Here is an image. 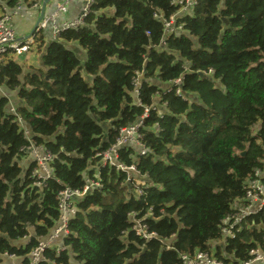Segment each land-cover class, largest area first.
Segmentation results:
<instances>
[{"label": "trees", "instance_id": "16d2710c", "mask_svg": "<svg viewBox=\"0 0 264 264\" xmlns=\"http://www.w3.org/2000/svg\"><path fill=\"white\" fill-rule=\"evenodd\" d=\"M177 10L173 0H94L78 27L61 29L49 42L41 29L33 32L46 48L42 67L23 75L20 62L4 56L0 84L18 90L24 104L8 112V98H0V264H13L5 254L29 264L60 218L59 193L83 190L87 177L101 185L75 200L64 248H46L38 264H183L182 254L212 251L222 241L224 219L255 169H264V0H197L178 18L185 31L165 35L155 14L168 19ZM74 42L85 57L68 44ZM148 107L147 153L119 149V162L146 176L140 195L127 185L135 172L107 163L95 176L94 167L97 153ZM18 116L53 154V174L43 185L31 177L34 164L24 171L20 164L29 142ZM132 212L156 236L136 235ZM259 213L216 246L218 258L241 263L264 248Z\"/></svg>", "mask_w": 264, "mask_h": 264}, {"label": "built area", "instance_id": "2783aa9c", "mask_svg": "<svg viewBox=\"0 0 264 264\" xmlns=\"http://www.w3.org/2000/svg\"><path fill=\"white\" fill-rule=\"evenodd\" d=\"M70 1L74 0H61V2L58 4L56 12L51 15V17L49 16L50 18L45 16L38 30L45 28L49 19L54 20L55 15H58L62 11L66 10V5ZM76 1H80L83 4L81 15L75 20L65 22L64 26L60 29L55 28L54 39L57 37L61 29L72 27L76 28L79 25L83 24L85 17L91 10L94 0ZM173 3L178 5V10L173 15H171L170 18L167 19L161 14H155V17L163 20L165 33L167 32L170 34L184 30L182 22L178 21V18L181 16L179 14H184L192 10V8L196 5L197 0H173ZM18 9H20L19 6ZM33 44H35V39L33 36H29L28 38H21L17 35L16 28L12 22V15L10 14V11H4L0 15V64L4 60V56L7 53H12L15 56L25 54L30 50ZM158 47L159 46H155V48ZM138 75L135 79V91L137 95H139L140 88V85H138ZM180 82L181 78H178L174 81V83L176 84H179ZM177 92L181 93L179 88H177ZM149 110V107L146 108L144 115L138 121L130 124L129 126L120 128L115 143L112 144L111 147L106 151L97 153V156L101 157L100 162L102 165L108 163L116 165L121 169L136 171L134 165L126 166L119 162V149L130 145H136L140 148L141 155L147 153L148 148L143 141L142 128H144V119L148 115ZM19 121L22 122V119L19 118ZM155 128L156 130H158V123L155 124ZM27 140L29 144L22 149L27 153H32L36 159V167L33 168L31 177L34 179L36 184L43 185L48 179L52 177L53 174L51 168L53 154L45 145L36 144L34 140L29 137V135L27 136ZM261 170L262 168L255 169L253 175L247 180L245 186V195L243 198H241L242 200L238 202L239 205L237 206V209L233 208L234 212L224 219L222 225V239L224 241H226L230 237L234 238L236 236V234L241 230L242 222L245 218L264 211V182L262 180ZM100 185L101 183L98 178H88L86 179V184L83 190H72L70 188H65L59 193L58 204L60 210V218L56 226L54 227V233L46 239H40L38 245L34 247L30 252L29 264H38L40 261H42L45 258L44 252L46 248L52 246L53 240L61 235L64 237L68 233L69 221L77 211L75 200H77L78 197H83L95 186ZM142 185H144V183H137L136 185V191L140 195L143 194V189L141 187ZM130 220L132 222L131 229L142 239L150 240L151 238L156 236V233L154 231H150L147 223L144 221V216H140L139 212L130 213ZM63 248V246L60 247V249ZM5 256L11 258L17 257L15 255L7 254H5ZM181 258L183 264H228L218 258L215 253L209 250H198L192 255L182 254ZM15 264H23V262ZM229 264H264V248L258 247L252 249L250 251L249 259L244 262Z\"/></svg>", "mask_w": 264, "mask_h": 264}, {"label": "crops", "instance_id": "0c3cea01", "mask_svg": "<svg viewBox=\"0 0 264 264\" xmlns=\"http://www.w3.org/2000/svg\"><path fill=\"white\" fill-rule=\"evenodd\" d=\"M32 1L33 0H21L14 7H10L7 2H4L2 5H0V15L4 11L6 12L10 11V14L12 15V22L16 28L17 35L21 38H28L29 36H32L30 34L34 28V25L36 23L38 16L40 15V7H41L42 0H39L38 2H35L34 4L30 5ZM60 2L61 0H51L47 4L45 16L50 18L51 15H53L56 12L58 4ZM82 5H83L82 2L80 1H76V0L70 1L66 5V10L62 11L58 15H55L54 20L49 19L47 26L40 30L41 31L40 34L41 33L43 34V37H44L43 39L45 40V42H49L54 39L55 28L60 29L61 27L64 26L65 22L77 19L81 15ZM18 6L20 7V9H18ZM184 14L180 13L179 15L182 16ZM182 31H185V29ZM164 33H165V30H164ZM167 34H170V33L166 32L165 35ZM165 43H166L165 40H163L162 44L164 45ZM68 44L72 47H75V49H77L79 53H82L84 56L86 55V51L82 49L80 46H78L76 42L68 43ZM45 49H46L45 46H42L39 48V46L35 42V44H33L30 50L26 52L25 54H20V55L15 56L14 54L11 53V55L13 56L15 60L20 62L22 69H23V75H24L25 73L32 71L34 68L42 67L43 65L42 55H43V52H45ZM143 78H145V74L144 72H140L138 75V85H141ZM132 96L135 101L139 99V95H137L135 90L132 93ZM1 97L8 98V105H7L8 112L16 113L17 108L24 104V101L18 96V90L16 89L12 90L4 84H0V98ZM155 103L159 106V103H160L159 96H156ZM161 108H164V107L161 106ZM19 118L22 119L21 116H18V121H19ZM20 124H21L22 130L24 131L25 138L27 139V136L29 135V137L31 136V138L33 139V133L30 129V126L23 119H22V122H20ZM128 147H132L133 149H135V151L140 153V148L138 146L130 145ZM25 159H27L25 163L26 168L23 169V171L28 170L29 167L33 164H34V168L36 167V159L32 153H28ZM100 165L102 164L99 161L97 166L94 167L95 168L94 170H96L95 176L98 175L97 169ZM131 172H135V176L133 177L136 179L137 183H140V184L146 183V176L136 171H131ZM261 175H262V180L264 182V169L261 170ZM88 178L89 177H87V179ZM92 179H95V178H92ZM135 192L137 193L136 190ZM241 200L242 199H237L234 202L235 209H237V206H238L237 204H239L238 202ZM53 233H54V229L50 232L48 236L42 237V238L46 239ZM32 234H33V228L30 227V235L24 238L23 241L29 240ZM63 240H64V237L62 235L58 236L55 240H53L52 246L62 247L64 244ZM222 241L224 240L222 239ZM222 241H215V243L217 245L222 244ZM7 261H11V263L13 264L23 262L22 258L20 257L11 258L8 256H7Z\"/></svg>", "mask_w": 264, "mask_h": 264}, {"label": "rangeland", "instance_id": "374dc122", "mask_svg": "<svg viewBox=\"0 0 264 264\" xmlns=\"http://www.w3.org/2000/svg\"><path fill=\"white\" fill-rule=\"evenodd\" d=\"M78 44V43H77ZM78 46H79V44H78ZM75 48V47H74ZM85 57L83 54L81 55V57ZM82 73L84 74V71H82ZM85 75V74H84ZM102 123V125L104 126V128L105 129H108L109 128V126L111 125V122H101ZM27 156V155H26ZM26 156L25 157H22L21 158V160H20V164L22 165V168L23 169H25L26 168V166H25V163H26V160L27 159H25L26 158ZM130 175V179L128 178V180H127V185H128V189H129V191L130 192H133V191H135L136 190V185H137V181H136V179L134 178V179H132V177H131V174H129ZM134 181V182H133ZM212 252L213 253H215V250H216V246H217V244L215 243V241L212 243Z\"/></svg>", "mask_w": 264, "mask_h": 264}, {"label": "water", "instance_id": "95a60500", "mask_svg": "<svg viewBox=\"0 0 264 264\" xmlns=\"http://www.w3.org/2000/svg\"><path fill=\"white\" fill-rule=\"evenodd\" d=\"M51 0H42V3H41V7H40V15L38 16L37 20H36V23L34 25V28L31 32L30 35L33 34V32L35 30H38L39 27H40V24L42 22V20L45 18V12H46V7H47V4L50 2ZM227 21V20H226ZM200 75H204V72H200ZM89 193V192H87ZM79 198V197H78Z\"/></svg>", "mask_w": 264, "mask_h": 264}, {"label": "bare ground", "instance_id": "6f19581e", "mask_svg": "<svg viewBox=\"0 0 264 264\" xmlns=\"http://www.w3.org/2000/svg\"><path fill=\"white\" fill-rule=\"evenodd\" d=\"M31 137V136H30ZM237 205H239V204H237ZM260 214V213H259ZM248 218V217H247ZM247 220V219H246Z\"/></svg>", "mask_w": 264, "mask_h": 264}]
</instances>
